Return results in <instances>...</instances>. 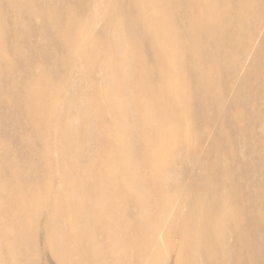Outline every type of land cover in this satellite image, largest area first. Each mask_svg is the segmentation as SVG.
Segmentation results:
<instances>
[{
    "label": "rangeland",
    "instance_id": "1",
    "mask_svg": "<svg viewBox=\"0 0 264 264\" xmlns=\"http://www.w3.org/2000/svg\"><path fill=\"white\" fill-rule=\"evenodd\" d=\"M168 1L173 53L139 42L148 72L139 98L78 157L49 145L47 159L24 83L34 67L53 83L64 75L56 33L67 8L81 16L91 0H0V163L31 182V213L0 235V264H264V0ZM106 3L136 16L130 0ZM83 123L73 121L84 141Z\"/></svg>",
    "mask_w": 264,
    "mask_h": 264
},
{
    "label": "bare ground",
    "instance_id": "2",
    "mask_svg": "<svg viewBox=\"0 0 264 264\" xmlns=\"http://www.w3.org/2000/svg\"><path fill=\"white\" fill-rule=\"evenodd\" d=\"M15 1L18 4L27 2V0ZM130 1L136 13L134 19L126 17L127 15L122 14V11L118 13L116 4L106 3V0H91L87 11L82 10L84 14L81 16H77L72 8H67L65 20L60 24L57 33L55 32L66 50L64 56L58 60L59 65L65 69L62 73L64 75L58 82L53 83L48 76L49 70L44 66L43 68L34 67V77L28 81L24 79L26 88H24L23 99L29 112L28 116L35 121L43 122L42 125L37 126L41 128L40 135L47 138L46 147L43 149L44 153L46 152L45 158L49 157V145L59 149L62 159L66 156L73 158L78 157L81 146H86L91 135H110V124L106 122V118L115 121L121 112L132 107L140 96L141 83L148 75L139 44L141 40L147 41L162 57L172 52L177 33L167 29L165 24L167 20L165 12L172 7L169 1ZM38 12L37 9L31 8L29 13L39 15ZM45 17V20L52 23L51 25L56 21L52 13H48ZM100 18L106 20V31L102 35H96L93 29ZM199 29L200 27L195 26L191 32ZM4 60V54L0 48V62ZM1 73L2 71L0 76L3 75ZM93 73H98L100 78L92 79ZM75 77L79 78L80 83L77 85L73 84L74 81L71 82ZM70 87L79 93L78 99H72L74 98L72 93L68 95L73 97L64 94L65 89ZM65 107L72 108L76 116L64 117L62 112ZM75 118L78 120L82 118L84 122L82 129L85 135L84 141L83 138H79L78 132L74 129ZM111 155L110 152L106 154L107 157ZM52 171V168H48V173H52L50 175H53ZM23 175L24 171L15 162L0 163V235L10 234L24 222L27 213H31V210L24 205L31 200V193L27 191L31 188V182L29 185L22 184L20 180ZM41 200L43 196L36 200L38 203L35 206ZM35 258L37 259L38 255Z\"/></svg>",
    "mask_w": 264,
    "mask_h": 264
}]
</instances>
